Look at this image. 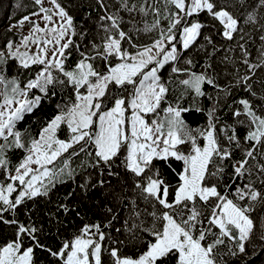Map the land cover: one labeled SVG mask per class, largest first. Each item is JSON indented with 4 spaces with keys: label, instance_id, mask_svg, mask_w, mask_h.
<instances>
[{
    "label": "snow or ice",
    "instance_id": "snow-or-ice-1",
    "mask_svg": "<svg viewBox=\"0 0 264 264\" xmlns=\"http://www.w3.org/2000/svg\"><path fill=\"white\" fill-rule=\"evenodd\" d=\"M96 3L102 23L91 39L63 0H32L35 10L7 29L27 24L28 33L0 42V230L12 229L0 264H227L246 252L264 205V0ZM141 32L155 38L138 44ZM194 49L202 64L185 58ZM57 89L66 98L38 134L21 131ZM193 112H206L202 127L190 126ZM78 176L82 203L106 190L97 206L107 223L82 222L63 238L60 212L83 221L87 211L61 202L49 213L61 237L54 248L19 214ZM121 219L123 239L105 231Z\"/></svg>",
    "mask_w": 264,
    "mask_h": 264
},
{
    "label": "trees",
    "instance_id": "trees-1",
    "mask_svg": "<svg viewBox=\"0 0 264 264\" xmlns=\"http://www.w3.org/2000/svg\"><path fill=\"white\" fill-rule=\"evenodd\" d=\"M69 2L71 8L74 9V14L76 18V22L78 25L83 26L88 29L91 39V36L94 35L97 31V25L102 23L98 20V17L103 14L99 5H97L96 0H66ZM132 2H143V0H132ZM109 5V9L114 11L113 4L116 3V0H107ZM20 5V7H17ZM34 6L32 4V0H0V42H2L5 38L11 39L13 35L19 36L21 33L13 30V33H7V29L10 24H15L22 16L28 15L30 11H33ZM86 13L91 14V20H88ZM125 19H128L127 14H125ZM141 18L138 16L137 20ZM149 22L151 21V16L144 18ZM87 21V23H85ZM30 26V25H29ZM129 29L131 28V24H129ZM137 28H142L143 24L138 23L136 25ZM127 30V29H126ZM24 34V33H23ZM209 32H205V35H209ZM25 35V34H24ZM211 35L219 41L221 38L216 36L215 32H212ZM155 38L154 34L143 33L141 32L139 35L134 33V39L138 44H150L151 41ZM86 43V41H85ZM259 45H255L258 47ZM179 47V45H178ZM198 47L207 48L208 45L205 44L203 38H200V44ZM210 50V49H209ZM197 49H194L190 53L185 54V58L194 57L199 60L202 64L204 61L202 59L203 53H200V56H196ZM235 55V54H232ZM77 58V54H73L68 61V63H74ZM209 94L215 95L214 91L209 87ZM38 91V90H34ZM58 95L53 97L51 101H45V107L38 116L29 115V119L26 121L20 122L22 127L21 131L27 130L29 136H35L38 134L41 123L47 121L51 118L56 112V104L62 103L66 97H62L60 95V90L57 89ZM190 97L184 102L185 106H188V101H190ZM3 102V98L0 97V103ZM199 103L202 107L207 109L211 106V102L206 100L205 98H199ZM225 103H231V100L225 101ZM219 116L222 120H227L229 123L232 122L230 110L227 107L222 106V110L219 111ZM39 119V122H38ZM188 122L191 127H202L206 123V112L205 113H195L193 112L188 117ZM61 138H65L66 131H62L60 133ZM22 151H17L16 156L13 159V163H16L18 158L22 157ZM240 153L237 152L236 158H239ZM85 157L83 154L78 159H75L73 162V167L78 168L81 161L84 160ZM173 167H176L177 171L180 170L181 164L180 162H176ZM226 171H231V169H226ZM95 176V174H93ZM83 182L80 176L77 177L75 183L69 181L65 184H58L55 189H53L48 197L45 198H37V203L31 205L32 211L30 214L26 212L20 213V220L22 222H28L29 219L32 222H35L38 226H43L44 231L46 233L45 236L42 237L48 245L53 246L54 248L59 244L60 238L57 237L56 229L54 225L49 223V213H55L57 211V206L59 203L64 202L69 204V207H76L77 210H80L83 214L84 211H87V215L84 217V220L81 221L80 218L75 216V212H70L67 215H64L61 211L58 218L65 222V227L62 229L63 238H67L72 232L75 231L76 228L82 226V222H102L107 223V218H105V209L102 207H98V203L103 201L104 191H95L93 190L90 193V198H87L83 201L80 200V196L82 193L80 192L77 185ZM115 183V181H113ZM173 183H175V178H173ZM69 192H73V196L65 199ZM109 207L112 205L109 204ZM117 214L120 217H127V211H121L117 209ZM254 218L256 220V229L251 240L246 245V252L244 254H238L236 257L225 256L224 259L227 261V264H264V205H258L254 210ZM122 219L113 221V228L105 229V231L112 234L113 237L119 236L123 239V235L120 233H116V228H122ZM123 231V229H122ZM12 239V229L9 226H4L2 230H0V243L5 242L6 240ZM49 259H51L49 257ZM41 264H47V261L41 258Z\"/></svg>",
    "mask_w": 264,
    "mask_h": 264
},
{
    "label": "rangeland",
    "instance_id": "rangeland-1",
    "mask_svg": "<svg viewBox=\"0 0 264 264\" xmlns=\"http://www.w3.org/2000/svg\"><path fill=\"white\" fill-rule=\"evenodd\" d=\"M63 2L67 7L71 8L72 5H70L69 2H66V0H63ZM48 3L50 4V0H48ZM73 14H74V12H73ZM29 28H30V26L26 24L22 29H16V31H18L20 33H24L26 35L28 33ZM31 47L35 50L34 45Z\"/></svg>",
    "mask_w": 264,
    "mask_h": 264
}]
</instances>
